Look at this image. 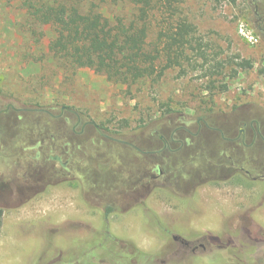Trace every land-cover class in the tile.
Segmentation results:
<instances>
[{"label":"rangeland","instance_id":"rangeland-1","mask_svg":"<svg viewBox=\"0 0 264 264\" xmlns=\"http://www.w3.org/2000/svg\"><path fill=\"white\" fill-rule=\"evenodd\" d=\"M255 1H178V15L195 24L209 55L229 61L222 75L202 78V61L194 69L195 63L186 60L182 68H169L158 80L131 82L109 79L90 66H72L63 54L50 50L55 37L51 28L31 27L16 1H0V109L13 103L19 108H48L58 113L62 106H70L83 119L92 120L117 138L144 149L158 142L159 134L168 127L188 121L195 126L201 117L211 125L235 129L244 122L250 125L253 119L264 123V42L255 31ZM101 10L112 22L119 15L126 22L134 19L130 0H104ZM161 18L152 19L148 41L156 39ZM241 29L253 40L246 38ZM192 57L195 60L193 54ZM242 59H249L253 67L240 69L236 74L233 68ZM210 80H215L218 87L210 88ZM223 82H227L228 89L220 88ZM19 114L21 118L13 111L6 114L14 126L9 132L29 133L37 125L56 124L43 112ZM3 119L5 114H0V121ZM99 140L104 144L89 145L93 158L106 163V173L112 172L109 170L113 167L126 166L122 175L128 176L132 173L128 171L133 167L130 165L136 163L139 180L142 173L150 174L152 166L157 165V161L151 165L150 157L138 151L134 155V149L126 144L98 137ZM208 141L210 145L205 146L225 145L221 138ZM29 144L32 143L27 138L11 137L5 155L16 149L24 154ZM258 147L251 150L250 159H264V149ZM101 151L106 154L98 155ZM35 152L32 149L28 154L34 156ZM182 154L171 155L173 159L165 164L160 162L163 169L177 168L182 163L184 178L188 180L195 177L201 166L209 164L203 158L189 161V155ZM1 158L0 170L4 163ZM11 159L14 158L7 162L11 163ZM68 186L43 193L28 192L20 207L3 212L0 264H114L122 253H130L137 264H264V204L249 213L253 222L247 228H233L232 217L236 214L217 211L208 202L216 193L214 190L203 191L206 203L185 209H179L176 197L163 190H155L148 201L145 193L138 191V205L130 208L129 202L134 199L128 197L129 201H123L121 208L110 214V224L104 228L103 208L91 207V203L88 208L77 189ZM263 188L264 182H259L251 190V204L264 201L262 195L258 196ZM166 226L187 236L193 232L207 234L217 238V242L196 253L177 256L174 252L179 246L174 245ZM99 236L116 237L119 241Z\"/></svg>","mask_w":264,"mask_h":264},{"label":"flooded vegetation","instance_id":"flooded-vegetation-1","mask_svg":"<svg viewBox=\"0 0 264 264\" xmlns=\"http://www.w3.org/2000/svg\"><path fill=\"white\" fill-rule=\"evenodd\" d=\"M253 16L255 31L261 42H264V0L254 2ZM10 111L18 113V118L22 117L19 114L21 111L43 112L56 124L37 125L29 133L22 130L9 132L8 129L14 127L10 124V116L6 115ZM0 114H5V119L0 121V155L1 162H4L0 170L2 213L11 207H20L28 192L43 193L58 189L64 184L77 189L81 199L88 203V208L90 203L91 207H98L100 210L103 208L104 216L101 221L104 228L110 224V214L116 213L128 197L134 199V202H129L130 208L138 205V191H143L148 201L155 190H163L176 197L179 209H185L198 206L200 202L206 203L203 191L214 190L216 193L209 196L208 202L217 211L228 210L236 214L232 217L233 228H247L253 222L249 213L259 210L264 204L263 199L255 204L250 203L251 190L259 182H264V159L249 158L256 145H259L258 149H264V123L258 120L253 119L250 125L244 122L235 129L211 125L206 118L201 117L197 119L195 126L188 121L186 124L168 127L163 134H159L158 142H152L144 149L132 141L117 138L109 133L108 128L92 120L83 119L81 113L70 106H62L55 113L54 109L19 108L13 103H7L0 109ZM11 137L30 140L32 144L24 151L27 155L21 154L17 149L11 155H5ZM98 137L126 144L134 149V155L138 151L150 157L151 165H154V161H157V165L152 166L150 174L142 173L139 180L136 163L130 165L133 167L128 171L132 173L128 176L122 175L126 166L113 167L109 170L112 172L106 173V163L99 162L100 158L97 159L98 162L93 158L94 152H91L89 145L90 142L104 144L103 140L97 142ZM215 138L223 139L225 145L221 148L205 146L210 143L208 140ZM32 149L36 151L34 156L28 154ZM182 153L189 155V161L203 158L209 164L201 166L199 172L193 175L195 177L188 180L184 178L185 166H180L182 163L177 168H169L167 171L163 169L160 162L165 164V161L173 159L171 155ZM104 154L105 151L98 152L100 156ZM10 157L14 158L11 163L7 162ZM250 161L252 165L249 167ZM263 192L264 188L258 196L264 197ZM165 228L174 245L179 246L174 252L177 256L196 253L205 249L207 244L217 242V238L208 237L207 234L192 231L193 234L187 236L175 232V228ZM99 237L112 242L119 241L116 237ZM120 255L122 258L116 259L118 262L114 261V264H137L130 253Z\"/></svg>","mask_w":264,"mask_h":264},{"label":"trees","instance_id":"trees-1","mask_svg":"<svg viewBox=\"0 0 264 264\" xmlns=\"http://www.w3.org/2000/svg\"><path fill=\"white\" fill-rule=\"evenodd\" d=\"M8 1L20 5L31 27L51 28L55 35L51 51L63 54L74 67H93L112 80H158L169 68H182L186 60L195 63L194 69L202 61L201 77L212 78L215 74L222 75L230 65L226 59L209 55L195 24L178 15L179 0H130L134 19L128 22L120 15L113 22L108 20L101 10L104 0ZM225 1L236 4L238 0ZM158 16L162 18L157 37L148 41L151 21ZM252 67L249 59H242L233 69L237 74L240 69ZM210 81V88L218 87L215 80ZM220 88L228 89L227 82ZM2 223L0 211V229Z\"/></svg>","mask_w":264,"mask_h":264},{"label":"built area","instance_id":"built-area-1","mask_svg":"<svg viewBox=\"0 0 264 264\" xmlns=\"http://www.w3.org/2000/svg\"><path fill=\"white\" fill-rule=\"evenodd\" d=\"M241 33L246 37L248 38L249 40H253V36L249 35L246 31H244L243 29H241ZM256 41V40H254Z\"/></svg>","mask_w":264,"mask_h":264}]
</instances>
